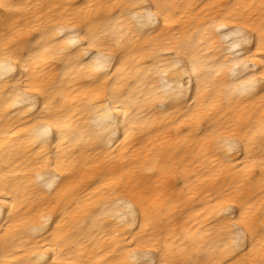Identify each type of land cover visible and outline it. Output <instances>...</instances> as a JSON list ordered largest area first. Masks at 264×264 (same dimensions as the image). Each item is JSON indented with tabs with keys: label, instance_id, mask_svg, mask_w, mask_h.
<instances>
[{
	"label": "bare ground",
	"instance_id": "bare-ground-1",
	"mask_svg": "<svg viewBox=\"0 0 264 264\" xmlns=\"http://www.w3.org/2000/svg\"><path fill=\"white\" fill-rule=\"evenodd\" d=\"M142 2L0 0V54L28 64L0 78V264H264V0H151L152 24Z\"/></svg>",
	"mask_w": 264,
	"mask_h": 264
},
{
	"label": "snow or ice",
	"instance_id": "snow-or-ice-1",
	"mask_svg": "<svg viewBox=\"0 0 264 264\" xmlns=\"http://www.w3.org/2000/svg\"><path fill=\"white\" fill-rule=\"evenodd\" d=\"M2 6V5H0ZM155 7L159 9V4L153 5L151 3V0H143V2L138 6V8H141L144 10V12L147 14L146 22L148 24L155 23L156 20L154 18L155 14L152 12V8ZM138 21L141 23L145 22V16L139 15L136 17ZM221 27H224V25H221ZM232 35L236 38L235 47L239 48L240 45H256L257 41L255 36H252L248 32H244L241 30H234L232 32ZM247 52L251 53L252 48L246 49ZM258 52H264V34L260 35L259 38V46L257 48ZM239 56V54H238ZM111 60V57H97V63L98 64H107ZM243 63V66L245 68L248 67V64L246 61H241ZM259 63L264 65V55H261L259 58ZM239 67V64H236L233 66V70ZM28 71V64L26 61V54H21L19 56H14V54L11 53V50H8L4 54H0V78L2 79H15V74L19 73L21 75H24ZM261 80H257L255 76L250 78L248 81H246V84L248 87H255L256 84L261 83L264 81V73L261 74ZM55 91L54 86L50 89L44 90V89H35L34 95L26 96L23 99L29 103L30 106H35L37 110H41L40 106L44 105V108H49L48 100L51 96L52 92ZM43 115V112H42ZM109 124L113 125V131L115 130L116 124H114L113 119H109ZM43 124H47V126H41L39 129V134L46 140L50 135L54 138L55 132H54V125L49 124L47 121H44ZM42 140L41 142H44ZM239 141L235 138L226 140L224 142V147L227 151V153L231 154L237 150ZM50 180H54L55 177H49ZM5 202L0 200V204H4ZM225 211H228V209H224ZM131 215H135V213H130ZM237 232V239L234 241V246H240L241 244H244L246 246V234L244 233L243 229L240 227H237L235 229ZM51 251L54 253L55 249H51ZM61 264L60 261L53 255L48 256L47 259L44 258V255L42 254L40 257L37 258L36 264ZM127 264H168V261L166 259H162L161 253L151 249L147 248L145 250H130L127 253ZM226 264V262H225Z\"/></svg>",
	"mask_w": 264,
	"mask_h": 264
}]
</instances>
